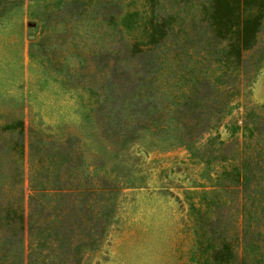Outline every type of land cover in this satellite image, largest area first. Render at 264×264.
Segmentation results:
<instances>
[{"label": "trees", "instance_id": "obj_1", "mask_svg": "<svg viewBox=\"0 0 264 264\" xmlns=\"http://www.w3.org/2000/svg\"><path fill=\"white\" fill-rule=\"evenodd\" d=\"M107 2L94 9L93 17L105 23L107 45L90 56L81 111L88 137L95 134L97 149L107 156L101 162L111 160L113 172L126 145L142 139L151 145L178 142L206 165L226 161L209 189L199 192V202L216 218V188L227 191L231 204L236 201L241 254L219 236L216 220L194 207L196 262L264 264V102L249 106L239 122L222 121L264 60V0H145L148 8L114 13ZM219 125L227 138L220 137ZM1 129L16 132L8 150L20 159V170L26 147L31 178L27 193L21 181H12L19 195L0 200V264H12L14 256L20 264H77L113 219V176L57 181L60 169L81 170L78 139L29 127L24 144L21 118L0 123ZM5 145L0 140V152ZM209 191L215 197L205 198Z\"/></svg>", "mask_w": 264, "mask_h": 264}, {"label": "rangeland", "instance_id": "obj_2", "mask_svg": "<svg viewBox=\"0 0 264 264\" xmlns=\"http://www.w3.org/2000/svg\"><path fill=\"white\" fill-rule=\"evenodd\" d=\"M102 1H0V123L21 118L24 144L29 127L57 139L71 135L79 140L81 170L64 174L60 169L57 181L87 183L100 181L102 173L113 176L117 188L113 219L77 264H197L193 249L200 229L196 228L194 207L203 216L213 217L205 203L199 202V192L209 189L214 172L226 161L211 160L206 165L203 158L191 155L178 142L151 145L142 139L126 145L113 172L108 170L111 160L101 162L104 155L97 149L96 135L88 137L81 111L87 101L83 85H87L91 71L90 56H97L107 45L102 37L105 23L93 17L96 4ZM107 1L113 13L148 8L145 0ZM160 4L153 5L154 9L160 10ZM260 102H264V60L232 98L222 121L239 122L249 106ZM218 131L221 138H227L225 126L219 125ZM15 136V131L0 130V140L7 142L0 152L1 202L19 195L20 186L12 181H21L27 193L31 178L26 147L21 170L20 159L8 150ZM197 151H202L201 147ZM216 193L220 207L213 224L240 256L236 201L231 204L226 190L216 188ZM205 195L215 197L211 191ZM10 261L20 264L16 256Z\"/></svg>", "mask_w": 264, "mask_h": 264}]
</instances>
